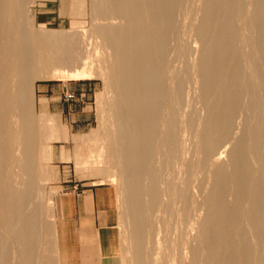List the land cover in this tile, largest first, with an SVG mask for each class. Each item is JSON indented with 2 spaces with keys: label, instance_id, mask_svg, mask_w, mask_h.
<instances>
[{
  "label": "rangeland",
  "instance_id": "1",
  "mask_svg": "<svg viewBox=\"0 0 264 264\" xmlns=\"http://www.w3.org/2000/svg\"><path fill=\"white\" fill-rule=\"evenodd\" d=\"M203 2L175 0L173 7L165 47L172 83L164 116L174 122V134L156 138L139 181L145 217L140 264H201L192 262L190 247L198 244L213 170L201 153L197 133V124L207 115L196 69L200 53L196 27L201 22ZM110 4V0L2 1L5 11L8 5L12 9L4 15L0 41L17 45V33H25L28 58L35 64L29 69L24 98L21 102L13 98L7 114L13 130L21 120L29 123L27 140L16 132L8 145L0 143L8 150L0 166V189L7 196L5 225L0 223L5 264H135L129 221L123 213L131 181L121 163L124 142L132 128L123 116L115 84V48L97 31L103 22L125 23ZM251 11V0H243L235 27L241 76L254 88ZM61 37L83 42L82 49L86 45L83 50L90 64L86 66L90 72L87 78H69L42 61L47 53L44 44H59ZM12 60L13 67L18 65ZM86 81L94 84L87 105L91 114L88 125L71 128L58 116L39 110L37 84ZM178 82L182 88L179 93L173 88ZM16 89L10 79L7 92L14 95ZM243 91L234 135L255 121V112L247 105L249 89L243 85ZM219 147V160L227 163L230 142ZM65 200L68 206L62 209L60 204ZM232 243L249 264H260L264 224L255 226L243 220Z\"/></svg>",
  "mask_w": 264,
  "mask_h": 264
},
{
  "label": "bare ground",
  "instance_id": "2",
  "mask_svg": "<svg viewBox=\"0 0 264 264\" xmlns=\"http://www.w3.org/2000/svg\"><path fill=\"white\" fill-rule=\"evenodd\" d=\"M2 1L0 28L3 27L4 15L12 9L8 5L5 11ZM110 3L112 12L124 18L125 23L103 22L97 31L115 48V84L119 87L123 116L132 128L121 153V163L131 181L123 213L129 221L132 260L140 264L139 249L145 217L139 181L156 138L174 134V122L168 121L164 114L172 83L167 73L165 47L175 0H110ZM251 7L254 88L241 76V58L236 49L235 21L243 9V0H204L201 22L196 27L200 41L196 69L200 78V96L207 111L206 117L197 124V133L201 153L213 165V170L198 244L190 247L194 263L249 264L245 254L234 249L233 234L240 229L243 220L255 226L264 224V0H251ZM17 34V45L5 43V39L0 41V143L5 141L7 145L16 132L27 140L29 123L21 120L13 130L7 114L13 98L20 102L24 98L29 69L35 65L28 58V36L23 32ZM75 40L61 37L59 44L47 42L44 44L47 53L42 61L63 71L62 74L69 78L85 79L90 74L86 69L90 65L88 56L83 50L86 45L82 49L84 43L78 44ZM12 59L17 60L15 67ZM10 79L16 83L14 95L7 92ZM243 85L249 89L247 105L254 110L255 121L234 135L235 117L242 105ZM173 88L178 93L182 89L179 82ZM226 141L230 142L228 162L223 163L216 150ZM6 153L7 148L3 150L0 147V166ZM6 197L0 189L2 224L7 211L4 205ZM60 205L62 209L67 207V200L61 201ZM6 258L4 243L0 241V264H5ZM260 264H264V257Z\"/></svg>",
  "mask_w": 264,
  "mask_h": 264
},
{
  "label": "crops",
  "instance_id": "3",
  "mask_svg": "<svg viewBox=\"0 0 264 264\" xmlns=\"http://www.w3.org/2000/svg\"><path fill=\"white\" fill-rule=\"evenodd\" d=\"M35 92L38 97L39 110L58 116L71 128L73 126H85L91 122V114L88 112L87 105L90 103V96L94 92L92 82H46L37 84ZM65 92L71 93L73 98L66 100L64 98Z\"/></svg>",
  "mask_w": 264,
  "mask_h": 264
},
{
  "label": "built area",
  "instance_id": "4",
  "mask_svg": "<svg viewBox=\"0 0 264 264\" xmlns=\"http://www.w3.org/2000/svg\"><path fill=\"white\" fill-rule=\"evenodd\" d=\"M64 98H65L66 100H70V99L73 98V95H72L71 93H67V92H65V94H64Z\"/></svg>",
  "mask_w": 264,
  "mask_h": 264
}]
</instances>
